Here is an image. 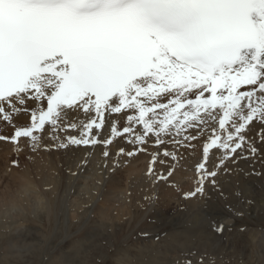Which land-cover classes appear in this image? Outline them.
I'll list each match as a JSON object with an SVG mask.
<instances>
[{
  "label": "snow or ice",
  "instance_id": "1",
  "mask_svg": "<svg viewBox=\"0 0 264 264\" xmlns=\"http://www.w3.org/2000/svg\"><path fill=\"white\" fill-rule=\"evenodd\" d=\"M0 120L17 153L101 145L113 171L144 153L157 181L202 139L185 198L223 195L218 175L264 176V0H0Z\"/></svg>",
  "mask_w": 264,
  "mask_h": 264
},
{
  "label": "rangeland",
  "instance_id": "2",
  "mask_svg": "<svg viewBox=\"0 0 264 264\" xmlns=\"http://www.w3.org/2000/svg\"><path fill=\"white\" fill-rule=\"evenodd\" d=\"M19 117L22 124L29 122L27 115ZM12 134L0 120V135ZM192 144L180 150L177 161H168L174 172L164 182L147 174L150 156L144 153L120 157L121 166L113 171L101 145L17 153L12 143L0 141V264H264V176L239 170L218 175L223 195L206 182L203 196L185 198L198 185L196 166L202 160V139ZM120 147L131 150L119 137L108 150L115 154ZM168 165L157 162L156 172H167ZM240 165L248 169L243 160ZM39 167L48 174L43 186L34 176ZM28 178L35 185L19 192ZM112 178L121 181L119 188L111 189ZM22 193L29 201L19 198ZM103 207L111 211L106 217L100 214ZM217 223L228 228L218 233ZM20 244L31 251L17 254Z\"/></svg>",
  "mask_w": 264,
  "mask_h": 264
},
{
  "label": "bare ground",
  "instance_id": "3",
  "mask_svg": "<svg viewBox=\"0 0 264 264\" xmlns=\"http://www.w3.org/2000/svg\"><path fill=\"white\" fill-rule=\"evenodd\" d=\"M20 118L21 117H19V120H20ZM18 121V118H17V120H16V122ZM22 120H20V122H21ZM25 123H26V121H25ZM19 124V123H18ZM21 124H22V122H21ZM170 162H171V160H170ZM185 162V161H184ZM136 163V162H135ZM181 165V164H180ZM182 166V165H181ZM162 167V166H161ZM187 169V168H186ZM43 170H42V168H36L35 169V171H34V176H35V178L39 181V184L40 183H42V186L44 185L43 184V181L42 180H44V176L45 175H48V174H43ZM120 177H121V175H120ZM132 179V178H131ZM137 179V178H136ZM240 181H244V179L242 178V177H239L238 178ZM31 179H24L23 181H22V183L20 184V187L18 188L19 190H21V191H19V192H22V189H28V188H30L31 186H34L35 184H34V182H33V184H31L29 181H30ZM32 180H34V179H32ZM25 181H27L26 183H28L27 184V188L25 187V185H24V183H25ZM35 181V180H34ZM42 181V182H41ZM133 181V180H132ZM135 181V180H134ZM143 181V180H142ZM165 182V181H164ZM166 182H168V181H166ZM193 182V181H192ZM36 183V182H35ZM49 183H50V181H49ZM194 183V182H193ZM151 184V183H150ZM126 185V184H125ZM133 185V182H132V184H131V181H130V186H132ZM158 185V184H157ZM22 186V187H21ZM115 186H118V188L121 186V181H119V179H117V178H112V182H111V189H115ZM134 186V185H133ZM163 186H165L164 184H163ZM138 187H140V186H138ZM149 187V186H148ZM152 187V186H151ZM154 187V186H153ZM160 187V186H159ZM32 188V187H31ZM135 188V187H134ZM17 189V190H18ZM133 189V188H132ZM138 189V188H137ZM142 189H144V188H142ZM151 189V188H150ZM32 190V189H31ZM136 190V189H135ZM139 190H141V189H139ZM138 190V191H139ZM167 190V189H166ZM168 190H170V189H168ZM228 190V192H230V190L229 189H227ZM29 191V190H28ZM38 191V190H37ZM134 191V190H133ZM162 191H163V189H162ZM26 192V191H25ZM31 192H33V191H31ZM42 191H40V193H41ZM137 192V191H136ZM149 192V191H148ZM147 192V193H148ZM27 193V192H26ZM26 193H22L23 194V196H18L19 198H23V200H27V199H25V197L26 198H28L27 197V195H25ZM29 193V192H28ZM112 193V192H111ZM143 193V192H142ZM146 193V194H147ZM31 194H33V193H31ZM36 194V193H35ZM138 194V193H137ZM141 194V193H140ZM145 194V193H144ZM149 194V193H148ZM152 194H153V191H152ZM151 194V195H152ZM34 195V194H33ZM33 195H31V196H33ZM36 195H38L39 196V194L37 193ZM132 194H131V192H130V196H131ZM7 196V195H6ZM29 196V195H28ZM106 196V195H105ZM133 196H134V194H133ZM166 196H167V194H166ZM12 196H10L9 198H11ZM13 197H15V195H14V192H13ZM157 197V196H156ZM6 198H8V197H6ZM30 198V197H29ZM32 199H33V197H31ZM105 198V197H104ZM136 198V197H135ZM141 198V197H140ZM179 198V197H178ZM4 199V198H3ZM14 199V200H13ZM20 199V200H21ZM31 199V200H32ZM34 199H35V195H34ZM36 199H37V197H36ZM143 199V198H142ZM7 199H4V201H6ZM15 200H17L16 198H12V200L11 201H9V200H7L8 202H10V203H12V201H13V204L14 203H16V201ZM23 200H21V203L23 202ZM104 200V199H103ZM119 200V199H118ZM27 201H29V200H27ZM138 201V200H137ZM25 203H26V201H24ZM141 202H142V200H141ZM21 203H20V205H21ZM105 203H107L106 201H105ZM104 203V204H105ZM109 203V202H108ZM121 203H123V201L121 202ZM127 204V203H126ZM169 204V203H168ZM42 205V204H41ZM112 205V204H111ZM22 206V205H21ZM108 212H111L110 210H109V208L108 209H106V208H104L103 207V210H101L100 211V214L102 215V216H104V217H106V216H108ZM120 215V213H118L117 214V216H119ZM114 216H116L115 214H114ZM110 218H113V214H112V217H111V214L109 215V219ZM116 219V218H115ZM112 220V219H111ZM263 236V235H262Z\"/></svg>",
  "mask_w": 264,
  "mask_h": 264
}]
</instances>
